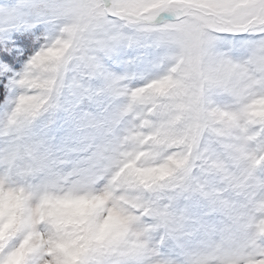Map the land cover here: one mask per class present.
<instances>
[{
  "label": "clouds",
  "instance_id": "clouds-1",
  "mask_svg": "<svg viewBox=\"0 0 264 264\" xmlns=\"http://www.w3.org/2000/svg\"><path fill=\"white\" fill-rule=\"evenodd\" d=\"M259 3L0 5L35 45L0 109V264H264V34L212 39Z\"/></svg>",
  "mask_w": 264,
  "mask_h": 264
},
{
  "label": "snow or ice",
  "instance_id": "snow-or-ice-1",
  "mask_svg": "<svg viewBox=\"0 0 264 264\" xmlns=\"http://www.w3.org/2000/svg\"><path fill=\"white\" fill-rule=\"evenodd\" d=\"M10 15L14 16L15 10H11ZM246 15H253L255 22L249 23L237 16L233 9L223 7L220 11V19L213 25L215 35L212 39H219L222 43L231 45L236 43L237 37L264 34V0L258 5H253ZM29 43L30 38L24 36L12 37V42H9L8 37L0 33V85L7 82L6 86H8L11 70L19 63L20 47L26 48ZM240 43L247 46L253 42L241 40Z\"/></svg>",
  "mask_w": 264,
  "mask_h": 264
},
{
  "label": "rangeland",
  "instance_id": "rangeland-1",
  "mask_svg": "<svg viewBox=\"0 0 264 264\" xmlns=\"http://www.w3.org/2000/svg\"><path fill=\"white\" fill-rule=\"evenodd\" d=\"M16 2H18V3L22 2L25 5L27 4V0H16ZM4 3H5V0H0V5H3ZM16 36H24V37H26L25 35H22L20 33H17V34L14 35V37H16ZM18 47H20V46L18 45ZM34 47H35V45L32 44L31 40H30V43H29L28 47H26V48L25 47H20L21 55L18 57L19 63L15 66L14 70H17V71L20 70V68L23 65L24 60L27 58L28 55L31 54V51L34 50ZM6 83L7 82H5V84H3V85H0V109L3 108V106L5 104V101H6V98L8 96V93H9V90H8V88L6 86Z\"/></svg>",
  "mask_w": 264,
  "mask_h": 264
}]
</instances>
